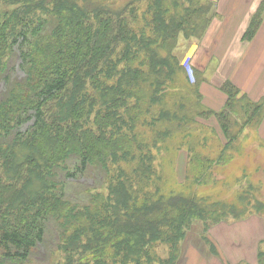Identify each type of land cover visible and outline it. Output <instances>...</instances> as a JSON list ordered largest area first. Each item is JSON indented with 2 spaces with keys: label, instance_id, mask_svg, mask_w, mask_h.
Masks as SVG:
<instances>
[{
  "label": "trees",
  "instance_id": "16d2710c",
  "mask_svg": "<svg viewBox=\"0 0 264 264\" xmlns=\"http://www.w3.org/2000/svg\"><path fill=\"white\" fill-rule=\"evenodd\" d=\"M114 1L0 0V264H176L198 224L207 231L208 219L264 214L248 191L241 206L208 204L190 186L167 193L154 168L153 147L214 115L227 140L222 153L212 159L189 148L195 179L205 182L264 109V97L250 100L231 80L221 83L222 110L208 109L204 72L177 55L181 36H205L217 0ZM263 13L264 3L245 40ZM14 56L21 79L10 74ZM233 113L243 119L237 133ZM89 168L100 183L87 202L71 200L74 180L60 176ZM159 243L168 246L165 258Z\"/></svg>",
  "mask_w": 264,
  "mask_h": 264
},
{
  "label": "rangeland",
  "instance_id": "374dc122",
  "mask_svg": "<svg viewBox=\"0 0 264 264\" xmlns=\"http://www.w3.org/2000/svg\"><path fill=\"white\" fill-rule=\"evenodd\" d=\"M115 1L119 5L126 0ZM191 40L184 36L180 37L177 55L180 59L185 56L183 64L187 69L190 68L193 71L192 61L186 56ZM20 64V59L14 56L9 68L13 78H23L24 73ZM205 76L203 75V77ZM4 87L5 83L2 82L0 90L5 89ZM200 90L203 104L208 109L216 112L222 110L225 104L215 107L205 103V100L209 99L206 95L211 94L213 97L214 92L218 90L214 91L212 85L206 80L202 82ZM221 93L226 96L227 100L226 92L222 90ZM263 97L264 94L260 99H249L260 101ZM232 115L233 129L237 133L241 129L243 119L239 113ZM143 130L146 131V136L150 134L149 129L143 128ZM191 130L190 133L176 131L171 137L160 141L156 147L152 148L155 157L154 168L156 174L162 178V183L165 184V192L185 191L190 186L199 198L209 197L208 204L220 201L229 206H241L238 200L239 195L248 191V197L252 200H261L264 203V109L253 123L244 127L238 139L233 140L231 148L226 151L229 161L213 165L208 172L207 180L201 183L195 179L193 174L191 166V153L193 152H190L189 148L193 146L202 155L216 159L222 153L221 150H224L227 140L214 115L195 117ZM151 136L148 137L147 143L153 142ZM73 168L71 171H74ZM62 177L69 181L74 180L70 192H68L73 201L81 199V202H87L86 194L89 187L100 183L99 178H96L97 172L93 173L92 168L86 169L84 173L78 172L77 178L74 179L67 177V173L60 176L62 180H65ZM188 182L189 184H187ZM107 187L106 184L101 189L106 192L108 191ZM250 215L248 214L241 220L227 216V220L220 223L208 219L207 223L211 227L207 231L204 225L200 224L190 229L180 246L179 260L176 264H259V252L264 251V214H254L252 217ZM205 236L211 240L215 251H213L210 242L204 240ZM167 248V245L159 243L157 251L165 258L168 255ZM56 252L55 258L63 251L60 252V249L57 248ZM47 253V249L41 250L42 256H46Z\"/></svg>",
  "mask_w": 264,
  "mask_h": 264
},
{
  "label": "crops",
  "instance_id": "0c3cea01",
  "mask_svg": "<svg viewBox=\"0 0 264 264\" xmlns=\"http://www.w3.org/2000/svg\"><path fill=\"white\" fill-rule=\"evenodd\" d=\"M263 3L264 0H217L205 36L190 41L186 56H191L195 67L207 76L206 82L214 91L218 90L213 97L206 95L209 99L205 103L209 106L225 104L221 83L226 80L234 82L250 99H260L264 94V13L255 37L244 39Z\"/></svg>",
  "mask_w": 264,
  "mask_h": 264
}]
</instances>
